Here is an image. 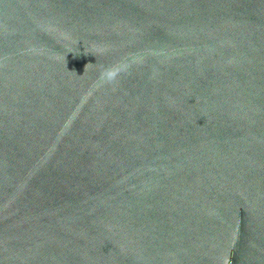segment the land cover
<instances>
[{
    "label": "water",
    "instance_id": "obj_1",
    "mask_svg": "<svg viewBox=\"0 0 264 264\" xmlns=\"http://www.w3.org/2000/svg\"><path fill=\"white\" fill-rule=\"evenodd\" d=\"M0 264H264V0H0Z\"/></svg>",
    "mask_w": 264,
    "mask_h": 264
},
{
    "label": "clouds",
    "instance_id": "obj_2",
    "mask_svg": "<svg viewBox=\"0 0 264 264\" xmlns=\"http://www.w3.org/2000/svg\"><path fill=\"white\" fill-rule=\"evenodd\" d=\"M116 70L114 69H108L102 72V79H106L107 81L111 82L113 79H115Z\"/></svg>",
    "mask_w": 264,
    "mask_h": 264
}]
</instances>
